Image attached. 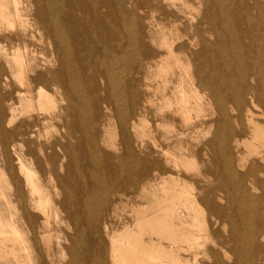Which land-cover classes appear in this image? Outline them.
Returning a JSON list of instances; mask_svg holds the SVG:
<instances>
[{
	"label": "bare ground",
	"instance_id": "bare-ground-1",
	"mask_svg": "<svg viewBox=\"0 0 264 264\" xmlns=\"http://www.w3.org/2000/svg\"><path fill=\"white\" fill-rule=\"evenodd\" d=\"M0 264H264V0H0Z\"/></svg>",
	"mask_w": 264,
	"mask_h": 264
},
{
	"label": "rangeland",
	"instance_id": "rangeland-1",
	"mask_svg": "<svg viewBox=\"0 0 264 264\" xmlns=\"http://www.w3.org/2000/svg\"><path fill=\"white\" fill-rule=\"evenodd\" d=\"M8 52H12V45L7 46ZM11 74V71L8 70ZM132 195L129 196V200L127 202V206H125L124 204H120V214H121V218L124 222H128L129 225H133V216L131 215V209H132V205L135 203H139V201L137 199H135ZM132 217V218H131ZM121 227L122 224H118V228L121 231Z\"/></svg>",
	"mask_w": 264,
	"mask_h": 264
}]
</instances>
